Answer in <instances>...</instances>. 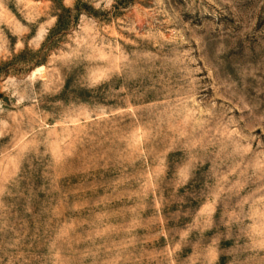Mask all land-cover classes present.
I'll list each match as a JSON object with an SVG mask.
<instances>
[{
	"label": "rangeland",
	"instance_id": "obj_1",
	"mask_svg": "<svg viewBox=\"0 0 264 264\" xmlns=\"http://www.w3.org/2000/svg\"><path fill=\"white\" fill-rule=\"evenodd\" d=\"M0 264H264V0H0Z\"/></svg>",
	"mask_w": 264,
	"mask_h": 264
}]
</instances>
